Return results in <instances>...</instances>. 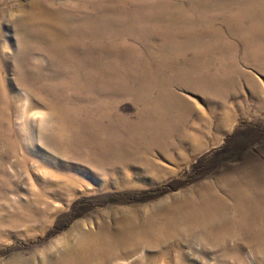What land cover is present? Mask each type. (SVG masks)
Segmentation results:
<instances>
[{
  "label": "rangeland",
  "instance_id": "1",
  "mask_svg": "<svg viewBox=\"0 0 264 264\" xmlns=\"http://www.w3.org/2000/svg\"><path fill=\"white\" fill-rule=\"evenodd\" d=\"M92 235L264 264V0H0V264Z\"/></svg>",
  "mask_w": 264,
  "mask_h": 264
},
{
  "label": "bare ground",
  "instance_id": "2",
  "mask_svg": "<svg viewBox=\"0 0 264 264\" xmlns=\"http://www.w3.org/2000/svg\"><path fill=\"white\" fill-rule=\"evenodd\" d=\"M68 148H72V146H69ZM242 191H246V190L243 189ZM216 202L214 205H216ZM183 215L187 218L194 219L193 212L190 210L184 211ZM185 217H184V221L187 222V219ZM167 224L171 227H176V226L179 227L180 220L178 219V217L176 219L169 218L167 221ZM153 235L155 234L153 233L152 227H148V226L138 232L135 230H130V229H127L126 232H123V236L128 239H131V238L141 239L145 237L149 238V237H152ZM85 251L89 253L90 262L88 264H91V261L93 259H98L100 264H104V262L107 259L113 258L116 255V249L113 244L102 241V240L101 241L96 240L92 235V238H89V241H87V243L81 242V244L77 248L71 249V251L64 257V259H61L58 264H82L81 261H79L81 259L80 255L83 254Z\"/></svg>",
  "mask_w": 264,
  "mask_h": 264
}]
</instances>
